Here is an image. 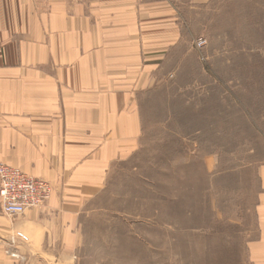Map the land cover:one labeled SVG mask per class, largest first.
<instances>
[{
  "label": "rangeland",
  "instance_id": "374dc122",
  "mask_svg": "<svg viewBox=\"0 0 264 264\" xmlns=\"http://www.w3.org/2000/svg\"><path fill=\"white\" fill-rule=\"evenodd\" d=\"M174 5L175 48L144 94L138 147L82 213L74 264H250L264 165V0Z\"/></svg>",
  "mask_w": 264,
  "mask_h": 264
},
{
  "label": "crops",
  "instance_id": "0c3cea01",
  "mask_svg": "<svg viewBox=\"0 0 264 264\" xmlns=\"http://www.w3.org/2000/svg\"><path fill=\"white\" fill-rule=\"evenodd\" d=\"M178 1L0 0V163L52 187L22 216L0 208V264H74L82 213L138 147ZM259 177L250 264H264V165Z\"/></svg>",
  "mask_w": 264,
  "mask_h": 264
},
{
  "label": "built area",
  "instance_id": "2783aa9c",
  "mask_svg": "<svg viewBox=\"0 0 264 264\" xmlns=\"http://www.w3.org/2000/svg\"><path fill=\"white\" fill-rule=\"evenodd\" d=\"M206 42L199 38L196 48L202 49ZM52 193L51 185L43 180L28 176L18 169L0 163V208L8 217L24 215L28 210L39 209L47 204ZM16 244V237L10 239V246ZM13 258L14 253L7 251Z\"/></svg>",
  "mask_w": 264,
  "mask_h": 264
}]
</instances>
